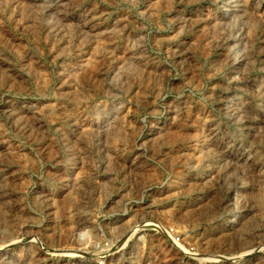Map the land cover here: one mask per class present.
<instances>
[{
    "label": "rangeland",
    "instance_id": "374dc122",
    "mask_svg": "<svg viewBox=\"0 0 264 264\" xmlns=\"http://www.w3.org/2000/svg\"><path fill=\"white\" fill-rule=\"evenodd\" d=\"M0 264H264V0H0Z\"/></svg>",
    "mask_w": 264,
    "mask_h": 264
}]
</instances>
